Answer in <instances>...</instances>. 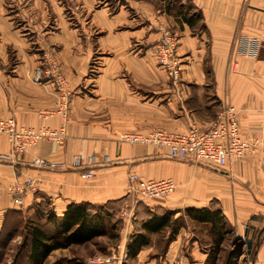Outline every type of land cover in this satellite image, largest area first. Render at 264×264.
Wrapping results in <instances>:
<instances>
[{"label":"crops","instance_id":"obj_1","mask_svg":"<svg viewBox=\"0 0 264 264\" xmlns=\"http://www.w3.org/2000/svg\"><path fill=\"white\" fill-rule=\"evenodd\" d=\"M166 30L179 42L178 81L157 57ZM38 69L64 76L72 94L67 122L59 114L39 118L57 109L61 92L54 77L35 82ZM223 104L237 109L242 138L258 142L255 155L224 170L121 140L155 128L206 130ZM9 118L21 127L65 126L67 137L64 144L43 139L13 159L0 135V230L11 210L34 216L46 208L61 218L69 205L87 204L124 222L110 264H204L201 241L186 227L174 237L171 228L151 234L132 260L128 251L152 216L177 211L176 218L199 224L185 210L212 208L223 213L226 229L247 236L264 264V0H0V120ZM78 155L82 164L74 168ZM37 158L69 167L40 169ZM131 174L172 180L177 189L140 198Z\"/></svg>","mask_w":264,"mask_h":264},{"label":"built area","instance_id":"obj_2","mask_svg":"<svg viewBox=\"0 0 264 264\" xmlns=\"http://www.w3.org/2000/svg\"><path fill=\"white\" fill-rule=\"evenodd\" d=\"M156 50L160 66L165 69L170 78L178 81L181 75V64L177 54L178 43L170 30L163 33ZM50 65L54 70L58 69L55 61ZM48 77L56 78L61 92L60 104L56 112L42 111L39 113V118L48 119L59 114L64 122H67L71 92L66 88V80L61 74L49 76L42 69H38L35 74V82L42 83ZM0 135L7 137L13 159H18L43 139L64 144L67 137L65 126L60 129L21 127L18 126L14 118L0 120ZM121 140L130 144L165 148L168 151V157L172 160L204 163L217 171L224 170L236 160L253 156L258 151V142H249L242 138L238 111L231 104L222 105L215 120L206 130L192 126L186 133H174L155 128L147 134H123ZM81 164V156H74L71 166L77 168ZM34 165L40 169L51 171L65 170L69 167L66 163H57L41 158L35 159ZM89 176L93 177V174L89 173ZM34 184L32 178L27 182L29 188H33ZM130 186L135 196L149 199L167 197L177 189V185L172 180L146 181L140 179L136 174L130 175ZM21 190V188L15 187L13 192L18 193ZM131 216L130 211L123 212V217L131 218ZM110 261L111 259L108 258H98L91 260L89 264H108Z\"/></svg>","mask_w":264,"mask_h":264},{"label":"trees","instance_id":"obj_3","mask_svg":"<svg viewBox=\"0 0 264 264\" xmlns=\"http://www.w3.org/2000/svg\"><path fill=\"white\" fill-rule=\"evenodd\" d=\"M38 213L39 218H45L47 224L37 223L26 227L23 245L29 251V264H46L50 255L55 251L81 246L104 236L106 234L105 219L110 215L103 208H92L87 204L69 205L61 218L52 210ZM22 214V211L11 210L5 215L3 227L0 230V264L7 256L13 239L20 234L22 223L15 217L22 216ZM176 214L177 211H168L161 216L154 215L145 221L142 225V232L133 236L128 259L132 260L137 257L140 250L149 243V237L153 233H160L171 228V236L174 237L184 227L185 221L183 216L176 218ZM185 216L189 220L210 227L212 245L206 253L207 258L204 264H219L223 243L228 234L223 213L219 209L189 208L185 210ZM65 264H73V260H68ZM224 264H231L230 259Z\"/></svg>","mask_w":264,"mask_h":264},{"label":"rangeland","instance_id":"obj_4","mask_svg":"<svg viewBox=\"0 0 264 264\" xmlns=\"http://www.w3.org/2000/svg\"><path fill=\"white\" fill-rule=\"evenodd\" d=\"M175 39L179 44L178 38L176 36ZM177 54H178V50H177ZM180 64L182 69L181 59H180ZM60 98H61V94H60ZM58 108L59 105L57 109L54 111L45 110L43 112H56ZM69 108H70V102H69ZM68 115H69V111H68ZM43 120H47V119H43ZM45 210L47 209L46 208L38 209V211H36V215L34 216H31L23 212L22 216L15 217L17 220H19L22 223L20 234L18 237L13 239L12 244L10 245V249H8L7 256L2 260L1 264H29L28 261L29 251L23 245V243L25 242L24 236L26 235V227L28 225L30 226V224H37V223H39L40 225H46L47 221L45 220V218H39L38 216L39 211L40 213H43L45 212ZM123 226H124L123 220L119 217V215L116 212H114V214H111L110 217L105 219L106 234L104 236L99 237L93 242L81 246H73L67 250L55 251L50 255L46 264H55L56 262H59L60 264H65L68 260H73V264H89L91 260L98 258L111 259V261L108 263L110 264L112 260L115 259L113 255L118 256L117 254L119 252L118 251L114 252L112 248L116 247V245L119 244V241L121 239V230L123 229ZM184 227H186V229L191 234L194 233V236L192 237H194L195 239L196 238L200 239L202 252L206 254L211 249V245H212L210 227L199 225L196 223H190V225H188L186 221H184ZM227 232L228 234L226 237V241L223 243V249L219 258V264H224L228 259H230L231 264H262L259 249L257 247L255 248L248 247L249 239H247V236L237 235L235 230L229 228L227 229ZM165 235L166 234H164V236ZM157 240H158L157 242L160 243L161 240L163 239L162 237H160ZM126 257L127 254L123 253L122 255H119L118 259L125 260ZM190 264H197V263L193 259H191Z\"/></svg>","mask_w":264,"mask_h":264},{"label":"water","instance_id":"obj_5","mask_svg":"<svg viewBox=\"0 0 264 264\" xmlns=\"http://www.w3.org/2000/svg\"><path fill=\"white\" fill-rule=\"evenodd\" d=\"M248 247L251 248V242L248 243Z\"/></svg>","mask_w":264,"mask_h":264}]
</instances>
